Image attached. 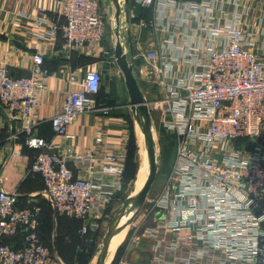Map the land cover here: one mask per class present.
I'll return each instance as SVG.
<instances>
[{
    "label": "built area",
    "instance_id": "built-area-1",
    "mask_svg": "<svg viewBox=\"0 0 264 264\" xmlns=\"http://www.w3.org/2000/svg\"><path fill=\"white\" fill-rule=\"evenodd\" d=\"M134 1L142 6L161 1L168 8L160 24L138 22L161 35L155 48L138 52L160 86L149 108L175 137L168 186L152 205L168 217L159 226L162 233L155 229L158 224L145 230L156 238L150 264H264V38H257L249 23L223 11L225 21L219 22L214 15L217 0ZM56 6L65 21L51 23L48 35L60 30L65 54L101 43L106 18L100 0H56ZM193 20L204 35L189 32L195 29L190 28ZM44 56L32 53L23 76H13L7 62L0 64V105L21 121L12 138L24 134L26 143L39 149L29 172L41 177L42 197L56 213L83 220L80 234L85 235L98 229L119 190V183L105 178L120 179L126 154L110 145L88 147L83 153L72 146L68 126L78 115L109 112L95 98L102 81L98 68L79 67L78 74L67 77L65 99L49 120L61 140L35 134L38 108L52 77L43 67ZM114 61L111 57L106 63ZM106 138L98 130L94 140L102 143ZM39 214L37 204L19 207L17 193L6 190L0 179V264H60L40 239ZM19 233L21 246L1 242ZM145 234H133L128 247L139 244ZM184 234L189 238L184 253L169 248L166 235L177 242Z\"/></svg>",
    "mask_w": 264,
    "mask_h": 264
},
{
    "label": "crops",
    "instance_id": "crops-1",
    "mask_svg": "<svg viewBox=\"0 0 264 264\" xmlns=\"http://www.w3.org/2000/svg\"><path fill=\"white\" fill-rule=\"evenodd\" d=\"M216 2L219 6V8L214 10L216 18L220 17V12L223 11L221 13H226L231 18H239L240 21L249 23L250 30L254 32V35L257 38H264V0H257V2H247V0H217ZM100 3L106 18L104 39L95 48L87 46L82 50H71L69 55H67L61 48L63 39L60 30H57L55 35H48V27L51 23L56 22L61 24L65 21L60 14V9L56 6V0H0V64L7 62L8 69L13 76H23L27 74L30 67L32 53H44L43 67L52 74V77L48 80L47 90L43 94L38 108V122L34 132L46 139L55 141H60L61 137L54 134L49 120L52 114L61 108V104L65 99L66 91L69 89L67 77L71 72L77 73L76 69L79 67L84 70L94 68L101 70V88L96 95L100 100L98 102L105 103L109 107V112L105 115L101 113H82L68 126V132L73 137L72 146L77 153H83L88 147L93 146L110 145L125 150L126 157L122 164L123 172L120 179H116L110 175L105 178L108 182L119 183L120 188L111 199L110 205L118 202L117 205L121 206L127 196L134 193L131 190L133 185H135L133 179L129 178L128 163L126 164L129 132L128 129L127 131L124 129V124L129 123L132 126L134 135L135 127L138 124L128 105L129 98L126 88H122L118 84L122 73L115 61L109 64L106 63V60L109 61V58L113 57L115 45L114 33L111 34L107 27L108 23H113L115 6L112 0H100ZM119 3L118 29L120 41L124 46L127 60L133 66L134 75L145 98L148 101H152L159 94L160 86L153 75H148L147 63L139 55L138 48H155L161 35L155 34L151 31V28L139 26L138 22L143 19L146 21L154 20L157 24L162 23L166 20L167 5L161 1H157L149 6H142L134 0H119ZM110 13L111 20L110 18L108 19V14ZM40 18L43 20L38 23L37 20ZM224 21L225 18L220 17L219 22ZM192 27L197 30L191 29L189 31L191 34L193 31L195 34H205L204 31L199 32L197 21L193 20L190 22V28ZM177 36L176 34V40L178 39ZM190 40L192 42L191 36L188 38V41ZM202 45H204V42H202ZM103 50L109 51L108 55L105 56L102 53ZM147 85H150L147 88L149 93L146 92ZM143 86H145L144 89ZM114 91L120 97L119 100H111ZM151 115L152 123L157 122L160 125L159 114H155V117L153 114ZM20 128L21 121L12 118L0 105V179L2 186L6 190L17 193L19 207H28L33 204L40 205L38 226L39 236L41 235L40 239L50 249L52 254L58 258L60 264H90L91 260H95L96 255L94 254L90 260L84 261L83 249L85 248L81 244L82 240L79 236L83 220H81L78 227H73L72 221H75L72 220L73 218L57 214L51 204H47L42 200L41 190L44 187V183L40 176L29 172L39 149L29 146L26 143L24 134V136L20 134L16 139L12 138L13 132ZM98 130H103L107 136L106 140L102 143H96L94 140ZM166 133L173 137L175 144V137L171 133ZM173 154L174 157L171 165L165 169L168 171L165 174V179L158 182L155 188L156 192L151 194L153 201L168 186L167 177L175 158V153L173 152ZM150 193L152 192L149 190L146 198H148ZM108 207L104 210L100 225L111 210H108ZM115 209L116 207H113L112 211ZM150 215L151 224L149 225L151 226H147L141 229V231L145 234L146 228H155L158 224V227L155 229L162 233V229L159 226L165 222L168 215L163 211H156L155 207H153ZM49 220L52 222L53 231L45 227V224L47 225ZM77 222L79 221L77 220ZM99 227L97 230L88 233L94 240L95 236L91 235L98 232ZM128 232L129 230L127 229L121 243L126 240ZM166 236V243L171 244L169 248L179 247L176 249H182L179 252L184 253V247L189 244V238L186 234L180 235L181 241L177 242H173L169 238L170 235ZM141 240L139 244L133 247L119 244L113 257L111 241L105 264H107L111 257L109 264H121V256L125 252V254L130 256V258L127 256L129 260L126 261V264H150L151 256L154 254L152 247L153 243L155 244L156 242V238L146 235V237L142 236ZM6 242L8 241L6 240ZM179 252H176L178 256Z\"/></svg>",
    "mask_w": 264,
    "mask_h": 264
},
{
    "label": "rangeland",
    "instance_id": "rangeland-1",
    "mask_svg": "<svg viewBox=\"0 0 264 264\" xmlns=\"http://www.w3.org/2000/svg\"><path fill=\"white\" fill-rule=\"evenodd\" d=\"M109 18L111 20V13L108 14V19ZM107 27H108V30L110 31V33L113 34V30H112L113 24L108 23ZM104 55L106 56V54H104ZM119 76H121V75H119ZM118 84L122 88H125L122 76H121L120 81L118 80ZM148 86L150 87V85L146 86V92L147 93H149V91L147 90ZM144 88H145V86H143V89ZM151 109H152L151 114H153L155 117V114H157V112H156V110L153 109V107ZM134 132H135L134 136H135V145H136V169L134 172L133 181L135 184L136 179L138 177V172L141 168L143 169L142 172H144V175L147 176L148 170H149V162H145V156H146L145 154H146L147 147H146L145 142H144L143 134H142L140 128L138 127V125H136ZM152 132H153V136H154L156 155H157V163H158V174H157L156 180L154 182L155 185L153 184L152 189H150V191L152 193H150L148 198L145 199L142 207L140 208V210L137 214L133 215V208H134V202H135V199H133L127 205L126 211H124L122 215H119L118 217H116V218H119V220H120L119 226L121 229L112 237L113 238V240H112V247L113 248H111V249H113L112 257L115 254L116 249L119 246V244H121V245L124 244V246L128 247V242L129 243L131 242V237L133 234L142 235L143 231H141V229H143L147 226H151V225H149V224H151V222H150L151 221V215L150 214L152 212V205H153V199H152L151 194L156 192L155 188H156V185L158 184V182L160 180L165 179V174L168 173V171L165 169H167L166 168L167 166L171 165L173 157H174L173 152L175 153V144H174L173 137L167 135V133L163 130V128L157 122L152 123ZM134 189H135V185H133L131 192H134ZM153 190H155V191H153ZM137 192H134L133 195ZM117 203L118 202L112 203L109 206V209H111V210L108 213V215L104 218V220L102 221V224L100 225L98 232L91 235V236H93V235L95 236V240H94V238L92 239L88 235V238H90V240L87 242V244H85L86 250L83 249V252L87 253L88 250H90V252L92 250L93 254H92L91 258L93 257L94 254L95 255L97 254L98 249L100 248L102 238L108 229V225H109V222L112 218L113 212L120 207V205L119 204L117 205ZM113 207L114 208L116 207V209L114 211H112ZM45 227L48 228V226L46 224H45ZM127 229L129 230V232L126 234L128 238L126 237V240H124L121 243V241L124 238L125 232H127ZM129 238H130V241H129ZM91 245H93V246H91ZM133 246L134 245H130L129 247H133ZM125 253L123 254V256H121V260H120L121 264H126V261L129 260L128 258H130V256L125 254ZM127 256H128V258H127ZM111 258H110V260H111ZM93 260H94V258H93ZM109 261L107 262V264H109ZM105 262H106V260H105ZM90 264H94V261L91 260Z\"/></svg>",
    "mask_w": 264,
    "mask_h": 264
},
{
    "label": "water",
    "instance_id": "water-1",
    "mask_svg": "<svg viewBox=\"0 0 264 264\" xmlns=\"http://www.w3.org/2000/svg\"><path fill=\"white\" fill-rule=\"evenodd\" d=\"M112 2L115 6V17L112 23V30L115 36L113 57L120 72L122 73L124 85L129 98L128 105L144 137V142L147 147L149 170L147 177L138 192L134 195L133 193H131L129 196H127L120 208L113 212L112 218L108 225V229L102 238L100 248L98 249V252L96 254L94 264H105L111 239L121 229L119 226L120 220L116 217L122 215L123 212L126 211L127 205L133 199H135L133 215L139 212L158 173V163L154 136L152 132V115L149 108V101L144 96L137 78L134 75L133 66L127 60L123 44L120 41V32L118 29V20L120 13L119 0H112Z\"/></svg>",
    "mask_w": 264,
    "mask_h": 264
},
{
    "label": "trees",
    "instance_id": "trees-1",
    "mask_svg": "<svg viewBox=\"0 0 264 264\" xmlns=\"http://www.w3.org/2000/svg\"><path fill=\"white\" fill-rule=\"evenodd\" d=\"M100 88H101V85H100ZM100 88H99V90H100ZM96 98H97V101H100L98 99V96L97 95H96ZM119 98L120 97H118L117 94L114 91L113 94H112V96H111V100L112 101H116V100H119ZM126 126H127V129H128V132H129V138H128V144H127L128 148H127V162H126V164L128 163V169H129L128 170V175H129V178H132L133 179L134 172H135V169H136V145H135V137H134V133H133V130H132V126L129 123H126ZM38 153H39V151H38ZM36 155H35V157H36ZM35 157H34V159H35ZM31 174H36V173H31ZM42 200H44L47 204H50L45 198H42ZM108 209H109V207H108ZM40 210H41V207H40ZM59 215H62V214H59ZM62 216L68 218V216H66V215H62ZM72 220H75L76 221V222L75 221H72L73 227H78L79 226V223L81 222V219L73 218ZM77 220L79 222H77ZM47 226H48L49 230L53 231V225H52L51 220H49V222L47 223ZM38 231H39V229H38ZM79 236H80V239L82 240L81 241V244H83V247L86 248L85 244H87V242H88V234H85V235L79 234ZM40 237H41V235H40ZM6 240L8 242H6ZM1 242L4 243V244L5 243H8V244L13 245L15 247H19V246H21L23 244V236H22V234L19 233L16 236H13V237H4ZM91 246H93V245H91ZM83 253H84L83 254L84 261H88L91 258L92 254H93V251L91 250V252H90V250H88L87 253H85V252H83Z\"/></svg>",
    "mask_w": 264,
    "mask_h": 264
},
{
    "label": "bare ground",
    "instance_id": "bare-ground-1",
    "mask_svg": "<svg viewBox=\"0 0 264 264\" xmlns=\"http://www.w3.org/2000/svg\"><path fill=\"white\" fill-rule=\"evenodd\" d=\"M146 156H145V162H148V155H147V149H146V154H145ZM142 168L139 170V172H138V177H137V179H136V182H135V189H134V192H137L140 188H141V186H142V184H143V182L145 181V179H146V175H144V172H142ZM111 241H112V239H111ZM110 244H111V242H110ZM109 247H110V245H109ZM109 249V248H108ZM108 253V252H107Z\"/></svg>",
    "mask_w": 264,
    "mask_h": 264
}]
</instances>
